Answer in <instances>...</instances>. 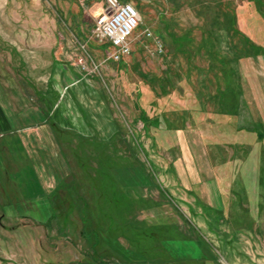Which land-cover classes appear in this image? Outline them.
<instances>
[{
	"label": "rangeland",
	"instance_id": "rangeland-1",
	"mask_svg": "<svg viewBox=\"0 0 264 264\" xmlns=\"http://www.w3.org/2000/svg\"><path fill=\"white\" fill-rule=\"evenodd\" d=\"M117 1L141 16L119 63L93 36L106 0H0V120L68 105L106 136L67 148L42 215L0 200V264H264V140L233 120L264 110V0L231 2L234 49L222 0Z\"/></svg>",
	"mask_w": 264,
	"mask_h": 264
},
{
	"label": "crops",
	"instance_id": "crops-1",
	"mask_svg": "<svg viewBox=\"0 0 264 264\" xmlns=\"http://www.w3.org/2000/svg\"><path fill=\"white\" fill-rule=\"evenodd\" d=\"M222 1L225 3H222L224 10L220 15L223 23L217 28H221L220 31H226L227 36L222 37L226 38L228 46L231 45L230 47L234 49L236 42L232 41L237 24L233 3H231L233 0ZM168 31L174 32L170 28ZM241 41L237 46L245 49L246 43L242 39ZM220 44L222 42H218V48H222ZM242 96L240 92L241 100ZM212 97V102H215V96ZM65 106L44 104L40 108L25 107L18 110L12 120L4 114L2 121L0 120V194H2L0 200L16 202L8 205V208L17 210L16 213L19 216L25 217L32 213L42 215V209L49 208L45 203L58 188L65 186L72 176L65 163L66 151L76 143V140L81 144L88 143L92 138L99 142L106 141V136L98 133V127L94 126L91 129L90 116L87 118V115L83 116L81 111ZM244 110L246 111L247 108L242 106L235 110L234 131L242 137L250 138L253 135L257 142L261 143L264 140V130H262L264 129V110H261V116L258 119H253L250 116L251 113H246ZM212 111L223 113L213 106ZM95 131L100 138L97 139L90 133ZM110 134V138L115 137V134ZM240 172L241 170L233 174L234 180H238L236 175Z\"/></svg>",
	"mask_w": 264,
	"mask_h": 264
},
{
	"label": "built area",
	"instance_id": "built-area-1",
	"mask_svg": "<svg viewBox=\"0 0 264 264\" xmlns=\"http://www.w3.org/2000/svg\"><path fill=\"white\" fill-rule=\"evenodd\" d=\"M141 23V16L130 4H121L117 0H106L105 9L101 17L96 20L93 36L100 42L110 47L108 61L119 63L132 53L134 34ZM151 39L152 35L147 32L143 35ZM154 39V38H153ZM157 53L162 54L163 49L160 42L154 39ZM92 64V70H90ZM80 70L85 74L90 71H98L100 65L93 64L89 57L78 60Z\"/></svg>",
	"mask_w": 264,
	"mask_h": 264
}]
</instances>
